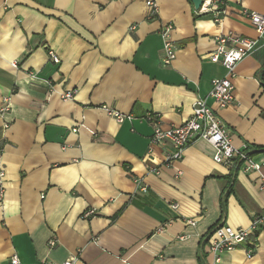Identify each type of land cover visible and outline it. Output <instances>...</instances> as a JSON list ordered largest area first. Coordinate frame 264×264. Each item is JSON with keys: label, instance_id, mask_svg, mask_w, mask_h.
I'll return each instance as SVG.
<instances>
[{"label": "crops", "instance_id": "0c3cea01", "mask_svg": "<svg viewBox=\"0 0 264 264\" xmlns=\"http://www.w3.org/2000/svg\"><path fill=\"white\" fill-rule=\"evenodd\" d=\"M225 3L217 23L192 0H157L154 15L146 0H0V264L14 254L21 264H211L213 227L246 228L264 211V34L236 67L235 103L218 110L260 172L216 163L201 139L166 166L172 145L149 141L157 122L187 120L198 98L217 109L212 80L227 75L209 59L217 35L259 37L243 9L264 14V0ZM104 106L134 118L120 123ZM252 239V257L242 245L219 264H264V224Z\"/></svg>", "mask_w": 264, "mask_h": 264}, {"label": "built area", "instance_id": "2783aa9c", "mask_svg": "<svg viewBox=\"0 0 264 264\" xmlns=\"http://www.w3.org/2000/svg\"><path fill=\"white\" fill-rule=\"evenodd\" d=\"M226 0H204L197 10L198 15L211 14L213 20L217 23L221 22L224 14H226ZM151 15L156 13L157 0H146ZM243 14L250 20L251 24L258 33V38L242 37L233 32L222 33L214 38L216 48L209 54L211 62L220 63L227 70V75L212 80L211 90L208 97L212 98L217 109H214L208 103L207 98H198L193 104L190 117L182 124L163 127L157 122L149 141L151 145L169 142L173 151L168 155L166 166L172 165L175 161L183 158L184 152L191 143L196 140H205L210 143L214 149L213 160L218 164H224L232 170L250 172L252 170L261 171L263 162L256 161L252 157L250 148H238L232 142V135L222 118L219 116L218 110L228 108L235 103V87L232 78L236 75L237 65L248 55L252 54L258 47L259 39L264 34V14L257 11L243 9ZM173 25L166 23L161 27L160 35L163 41L164 57L163 65L170 66L177 58V45L172 38ZM50 59L58 63L59 58L55 52H49ZM18 62H12L13 66H17ZM74 91H67L61 94L63 100H72ZM105 109L113 115L118 122L122 123L126 119L133 120V115H124L115 110ZM147 117L154 118L153 113H147ZM149 170L159 174L160 169L150 167ZM3 173L0 171V194L4 192L2 185ZM138 189L147 192V187L142 183V179H136ZM264 187V177H263ZM173 208H177V204H173ZM95 214V210H88L85 217ZM189 223H194L189 220ZM264 224V211L255 214L252 217L251 224L248 227H233L224 223H217L207 237V247L209 254L212 255L211 264H219L221 256L225 252L233 251L239 246H247V254L252 257L254 254L255 241L252 236ZM56 246L55 240H50L49 247ZM202 254V249H201ZM76 256H72L63 262H43L41 264H75ZM11 264H21V259L17 254L10 258Z\"/></svg>", "mask_w": 264, "mask_h": 264}, {"label": "water", "instance_id": "95a60500", "mask_svg": "<svg viewBox=\"0 0 264 264\" xmlns=\"http://www.w3.org/2000/svg\"><path fill=\"white\" fill-rule=\"evenodd\" d=\"M196 8H199L200 5L202 4V0H192Z\"/></svg>", "mask_w": 264, "mask_h": 264}]
</instances>
